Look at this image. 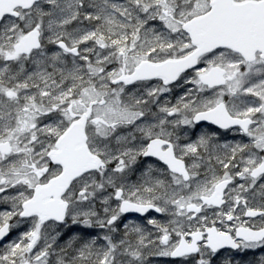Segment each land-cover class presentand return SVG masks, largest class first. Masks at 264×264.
<instances>
[{"label":"snow or ice","instance_id":"1","mask_svg":"<svg viewBox=\"0 0 264 264\" xmlns=\"http://www.w3.org/2000/svg\"><path fill=\"white\" fill-rule=\"evenodd\" d=\"M160 257L264 264V0H0V264Z\"/></svg>","mask_w":264,"mask_h":264},{"label":"flooded vegetation","instance_id":"2","mask_svg":"<svg viewBox=\"0 0 264 264\" xmlns=\"http://www.w3.org/2000/svg\"><path fill=\"white\" fill-rule=\"evenodd\" d=\"M231 138V137H229ZM153 215H156L155 213H152ZM137 215H132L130 216L129 218H136ZM157 261H158V264H160V262L162 261V263L164 262V260L160 257V258H157ZM166 261H167V264H171V258H166Z\"/></svg>","mask_w":264,"mask_h":264},{"label":"trees","instance_id":"3","mask_svg":"<svg viewBox=\"0 0 264 264\" xmlns=\"http://www.w3.org/2000/svg\"><path fill=\"white\" fill-rule=\"evenodd\" d=\"M161 258L164 260V262L162 263V261H161L160 264H167L166 257H161Z\"/></svg>","mask_w":264,"mask_h":264},{"label":"water","instance_id":"4","mask_svg":"<svg viewBox=\"0 0 264 264\" xmlns=\"http://www.w3.org/2000/svg\"><path fill=\"white\" fill-rule=\"evenodd\" d=\"M132 215H138V214H132Z\"/></svg>","mask_w":264,"mask_h":264}]
</instances>
